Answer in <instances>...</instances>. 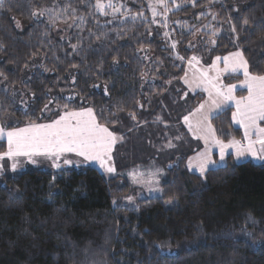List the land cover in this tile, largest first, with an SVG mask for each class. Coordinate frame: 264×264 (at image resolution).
I'll return each mask as SVG.
<instances>
[{"label":"trees","instance_id":"obj_1","mask_svg":"<svg viewBox=\"0 0 264 264\" xmlns=\"http://www.w3.org/2000/svg\"><path fill=\"white\" fill-rule=\"evenodd\" d=\"M112 1L126 2L115 18L97 12L95 0H71L75 15L86 20H76L79 27H68L72 13L63 12V2L6 0L0 9V72L7 77H0V124L49 123L65 106L91 107L100 123L124 137L114 149L112 177L92 165L0 175V264H264V249L253 246L264 242V162L229 159L206 178L192 173L187 161L202 145L173 111L194 53L186 45L197 34L209 44L200 42L195 53L208 63L241 51L250 73L264 74V0L243 8L195 0L176 9L169 2L172 11L167 21L157 15L158 24L147 0ZM38 8L53 9L51 18L32 17ZM137 13L147 20H132ZM241 80L224 78L225 84ZM204 98L191 95L192 108ZM232 114L228 107L211 119L224 142L242 138ZM147 125L152 139L161 135L156 149L176 127L184 147L143 166L162 170L161 195L114 206L115 198L129 195L127 173L141 166L139 156L148 149Z\"/></svg>","mask_w":264,"mask_h":264},{"label":"snow or ice","instance_id":"obj_2","mask_svg":"<svg viewBox=\"0 0 264 264\" xmlns=\"http://www.w3.org/2000/svg\"><path fill=\"white\" fill-rule=\"evenodd\" d=\"M63 2V12L68 13L69 10L72 13L70 17L73 20V24H69L68 27H73L74 25L79 27L76 24V20H79L81 23H86L84 17H77L75 13L77 8L73 7L71 0H53L54 4H59ZM90 3V0H88ZM80 3H85V0H80ZM195 6V0H184V3H175L173 0V6L176 9H180L182 6L187 4ZM211 3V0H209ZM6 6V0H0V9ZM94 7L102 15L108 16L112 15L115 18V14L121 11L122 7H126V2L122 4H114L112 0H108L105 4L104 0H95ZM148 7L152 11L153 20L152 23L158 24L159 21L155 19L157 15H163L165 21H167V13L172 11V7L169 6L168 0H154L148 4ZM111 9V13L105 11V9ZM48 14L51 18L53 9L51 8H38L34 9L31 12L32 17L39 18L44 17L45 14ZM201 16L204 15L203 12L200 13ZM141 18L147 20L146 17H143L142 13H137L131 16L132 20ZM215 19V16H213ZM53 25L55 24L54 19L49 21ZM107 23H112L111 20ZM243 23L248 24V20L244 19ZM167 27L165 23L163 25ZM19 27V23H17ZM235 32V26L232 28ZM197 31H199L197 29ZM91 34V32H90ZM215 35V32H213ZM165 36L168 37L169 33L165 32ZM97 39H100L97 36ZM215 43V41H213ZM73 52L77 51L79 45L74 44L71 46ZM172 48L176 47V43L173 42L171 45ZM183 60V57H178ZM196 57H192L189 60V64L195 60ZM220 58L217 57V60ZM225 69H229L232 72L242 71L245 79L241 82L248 90V95L246 97L236 98L233 95V91L236 88V85H227L226 88L224 85L219 83V73L220 69L216 67L215 62L211 66L216 69L217 75L215 77L210 76L208 72L202 73L197 78L196 87H204V90L207 91L209 99L204 103L199 104V106L188 112L187 115L183 117V122L188 126L189 131L194 135L198 134V139H203L205 143V149L202 152H199L197 155V162L195 168L198 170L202 178H206V173L209 170H212L225 161V156L228 154L229 149L235 151L237 161H240L241 158L246 156L252 157L254 160L264 161V74L253 75L249 71L248 61L244 59L243 53L237 51L230 54V57H224ZM114 64H118V61H114ZM0 77L7 79L3 72H0ZM185 84H190L189 79L187 78V73L185 77L182 78ZM105 93H107V87H105ZM35 95V94H33ZM187 96V93H185ZM71 99V97H69ZM52 101L49 102L51 104ZM229 103H234L236 111L233 112V120L240 124L244 129V139L247 141L245 145L242 141L235 139L229 140L225 143L223 140L216 138L215 129L212 127L211 118L216 115L219 111L223 110ZM49 104L44 106L42 112L48 110ZM133 119L135 116L133 114ZM160 117H157V120H160ZM193 120L195 124H193ZM7 137L8 149L4 153H0V160L4 157H8L13 161L17 157L24 156L27 157L33 164L36 163L34 157H47L52 160L53 167L61 168V159L63 158L64 165H73L77 167L80 165H88L91 163L99 164L100 168L104 172L113 174L116 172V168L113 161L112 151L113 146L117 142H123L124 137L117 135L114 131L103 123H100L97 119L96 113L91 107H84L79 110H68L65 106V109L62 114H58V117L54 120H51L49 123H35L29 122L24 127H16L5 129L3 126H0V137ZM255 136V139H253ZM174 139L181 140L182 137L176 136ZM210 145L217 146L219 148V160L212 159L211 147ZM258 145V147H257ZM169 148L175 147V145L169 141ZM67 154H74L76 157H79V161H74L72 159L64 158ZM188 167L191 169L193 164L191 159L189 160ZM3 168V165H0V169ZM11 170L15 172L17 170V163L11 164ZM163 172L161 169H156L155 172H150L148 174L149 178L144 179V173L139 172L138 170H133L127 173L133 179L134 183L148 184L150 191H162L158 187L153 188L152 185L159 184V176ZM6 187V186H5ZM17 193L19 190H16ZM50 198L52 193L49 194ZM129 201L132 200V197H127ZM115 204L116 201H113ZM169 205L174 203L173 200L166 202ZM251 219V216L248 217ZM246 236H251V233H246ZM253 246L258 249H264V242H253Z\"/></svg>","mask_w":264,"mask_h":264},{"label":"rangeland","instance_id":"obj_3","mask_svg":"<svg viewBox=\"0 0 264 264\" xmlns=\"http://www.w3.org/2000/svg\"><path fill=\"white\" fill-rule=\"evenodd\" d=\"M250 1L251 0H212V2L214 4L215 3L223 4L224 2H228L229 4L236 6V8H243ZM107 2L108 1L104 0L105 4ZM112 2L114 4H117V5L121 4V3H117L116 1H112ZM151 2H154V0H147L148 4L151 3ZM168 2H173V0H168ZM175 3H179V0H175ZM105 11L111 13V9L106 8ZM97 12H99V11L97 10ZM200 42H201V44H204V45L209 44L205 40L201 41V37H199L198 34H197L195 36V38L193 40H191L186 45L187 49L194 51V53L192 54L191 58L192 57H196V59L192 61L189 70L198 71V69H197L198 68V66H197L198 64L203 66V67H208L211 64V63H208L203 57H201V56L197 55V53H195V49H197L201 45ZM211 46H213V45H211ZM212 71H213V69H210V73H212ZM185 93H187V96H185ZM169 94H171V93H169ZM191 95H193V93H190L188 90L185 89L184 91H182V93H180L179 99H175L174 98L175 101H174V104H173L174 105L173 111L175 113L178 110V118L180 119V122L181 121L183 122V117L185 115H187L189 111L193 110V108H192L193 105L191 103V100H192L191 99ZM174 113H172L171 115H174ZM0 126H3L5 129H9V127L6 128L7 125H5L6 126L5 127L4 125L0 124ZM183 126H185L186 130L190 133L187 125L184 124V122H183ZM178 128L179 127H176L174 129L173 133H169L170 134V141L175 145V147L169 148L167 146L168 145V143H167L166 145L163 144L162 147H160L158 149H156V146H154V144L156 143L157 146H158L159 141L162 142L160 140L161 135H160V137L158 136L156 139H155V136H154V138L152 139L151 135H149V132H148V130H150L148 125H147V128L145 126L142 128V131L145 132V133H143V135H145L147 137V140H145L144 142L149 147L144 144L148 148V149H145L146 150L145 154H143L142 152H141L142 153L141 155H140V153H137L138 156L140 155L139 158H140L141 162H139V165H141V166L137 167L135 170H138L139 172H143L145 174L144 175V179L145 180H147L149 178L148 174L150 172H155L157 168H153V169L150 168L149 170L148 169L146 170V168H144L143 166H146V165L153 166V165L157 164L155 162L156 161L155 159L159 160L161 158H165L164 156H166V153L174 152V154H175L178 151L183 149L186 137L182 136L178 132V130H177ZM176 136H180V137H182V139L181 140L174 139ZM4 137L6 139V136H4ZM0 143H4V144L7 143L8 144L7 139L6 140H1ZM5 147H6V145L3 148H5ZM6 151H7V149H6ZM3 152H0V153H3ZM64 158L72 159L74 161H79L80 160L74 154H67ZM34 159L36 160L35 164H33L27 157H24V156L17 157L15 161H13L12 159H10L8 157H4L2 160H0V165H3V168L0 169V175H11V174H14L17 171H22V170L32 169V168L33 169H41V170H50V171H54L56 169H60V168L53 167L52 160L48 159L47 157L39 156V157H34ZM242 161L243 160H240V161L236 160V162H242ZM14 162L17 163V170L15 172H13L11 170V164L14 163ZM59 162L61 163V169L62 168H70V167L77 168V166L75 164H73V165H64L63 164V158ZM81 166H84V165H80L79 167H81ZM97 168L99 169V167H97ZM115 168H116V166H115ZM103 173L106 175V177H112V176L115 175V173H113V174H109V173H106V172H103ZM130 180L132 182L131 183L132 186H131V188L129 190V192H130L129 195L128 196H124V197H120V198H115L113 200V201H116L115 204L113 203L114 206H118V205H133V204H136L142 198L156 197L158 195H161V193H162V191H150L148 184L134 183L132 178H130ZM159 181L160 182H159L158 185L154 184V185H152V187L153 188L158 187L159 189H161V185H160L161 184V178H160V176H159ZM127 197H132V200L129 201L127 199Z\"/></svg>","mask_w":264,"mask_h":264},{"label":"crops","instance_id":"obj_4","mask_svg":"<svg viewBox=\"0 0 264 264\" xmlns=\"http://www.w3.org/2000/svg\"><path fill=\"white\" fill-rule=\"evenodd\" d=\"M235 52H237V51H234V52H232V53H235ZM232 53H229V54L224 55V56H218V57L220 58L219 60H217V57H215V58L211 61L210 66H208V67H203V66H201V65L198 64V65H197V66H198V68H197L198 71H192V70H189L191 64L188 63V65H187V67H186V73H187V78H188L189 81H190V84H185V83H184V80L182 79V85H183L184 88H185L186 90H188L190 93H193V94H196V93H203V95L205 96V98L200 102V104H201V103H204L205 101H207V100L209 99V97H208V93H207V91L204 90V87H203V86H201V87H196L197 78H198L202 73H204V72H208V74H209L210 76L215 77V76L217 75L216 69L211 67V66L213 65L214 62H215V64H216V67L219 68V69L221 70L220 73H219V83H220V84L224 85L225 88H226L227 85H236V88H235L234 91H233V95H234L236 98L246 97V96L248 95V90H247V88L241 84V82L245 79V77H244V75H243V72H242V71L232 72L230 69H229L228 71H224V69H225V63H224V59H223V58H224V57H230V54H232ZM243 57H244V56H243ZM244 59H245V58H244ZM210 69H213L212 73H210ZM230 75H241V76H242V80H241L240 82H238V83H234V84H225V82H224V78L227 77V76H230ZM184 77H185V75H184ZM193 79H194V80H193ZM239 90H243V91H245L246 93H245L244 95H242V96H239V95H237V91H239ZM198 106H199V105H198ZM198 106H197V107H198ZM197 107H196V108H197ZM228 107H232V108H233V112L236 111V108H235L234 103H229L224 109H226V108H228ZM224 109H223V110H224ZM223 110H221V111H223ZM221 111H219L218 113H220ZM218 113H217V114H218ZM217 114H216V115H217ZM214 116H215V115H214ZM214 116H213V117H214ZM213 117H212V118H213ZM212 118H211V119H212ZM232 121H233L234 126L240 128L241 131H242V138H241V139H235V140L242 141V142L246 145V144H247V141L244 139V129H243V127H242L240 124L236 123V122L233 120V116H232ZM193 124H195V121H194V120H193ZM262 126H263V125H262ZM187 127H188V126H187ZM212 127H213V126H212ZM213 128H214V127H213ZM190 134L192 135V137H193L194 139H196L197 141H199V142L201 143L202 147H201V149H200L198 152H196V153L193 154L191 157H189V159H188V161H187V166H188V164H189V160L191 159V162H192V164H193V167H192L191 169L188 167V169H189L192 173L199 174L198 170L195 168V165H196V162H197V155H198L199 152L204 151V149H205L206 146H205V143H204L203 139H198V138H197V136L199 135V133L196 134V135H194V134L190 131ZM215 136H216V138H218V137H217V134H216V131H215ZM6 139H7V137H6ZM6 139H5V137H0V141H1V140H6ZM218 139H219V138H218ZM253 139H255V136H253ZM117 143H118V142H117ZM225 143H227V142H225ZM115 146H116V145L113 146L112 156H113V154H114ZM210 147H211V155H212V159H214V160H219V148H218L217 146H214V145H210ZM257 147H258V145H257ZM3 149H4V152H6V149H8V144H7V143H6V147L3 148ZM4 152H3V153H4ZM77 158H79V157H77ZM79 159H80V158H79ZM229 159H232V160H234L235 162H236V160H237L236 155H235V151H234L233 149H229V150H228V154H226V156H225V161H224V163L221 164L220 166H224V165H226V164L228 163V160H229ZM241 160H243L242 162H245V161H252V162H254V163H263V162H264V161H260V160H254V159H253L252 157H250V156H246V157H244V158H241ZM113 161H114V158H113ZM237 163H240V162H237ZM88 165L97 166V167H99V169H100V166H99L98 162H97V163H91V164H88ZM220 166H218V167H220ZM100 170H101L102 172H104V170H103L102 168H101ZM199 175H200V174H199Z\"/></svg>","mask_w":264,"mask_h":264}]
</instances>
